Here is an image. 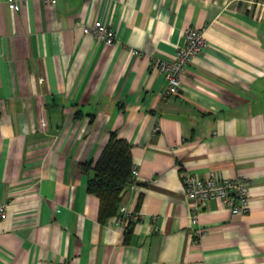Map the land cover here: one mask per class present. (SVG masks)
Returning <instances> with one entry per match:
<instances>
[{
    "label": "crops",
    "instance_id": "crops-1",
    "mask_svg": "<svg viewBox=\"0 0 264 264\" xmlns=\"http://www.w3.org/2000/svg\"><path fill=\"white\" fill-rule=\"evenodd\" d=\"M8 3L0 264H264V0ZM95 20L112 28L111 45L82 32ZM187 27L207 46L168 95L158 63L173 61ZM109 132L130 145L138 172L120 203L137 213L128 240L118 215L98 222L85 189ZM186 172L244 177L247 212L211 199L192 224Z\"/></svg>",
    "mask_w": 264,
    "mask_h": 264
},
{
    "label": "built area",
    "instance_id": "built-area-1",
    "mask_svg": "<svg viewBox=\"0 0 264 264\" xmlns=\"http://www.w3.org/2000/svg\"><path fill=\"white\" fill-rule=\"evenodd\" d=\"M17 0H9L7 7L13 9ZM46 6L56 3V0H45ZM83 33L92 34L96 40L103 42L105 45H111L115 41V35L111 27L100 20H95L91 25H82ZM185 44L178 49L171 62L160 61L158 71L166 82L165 94H176L181 87V78L185 73L187 66L192 62L195 56L200 54L207 46L203 33L196 27H187L184 30ZM131 54L138 55L137 50H131ZM138 172L135 167L131 170L132 179L137 176ZM182 184L185 196L192 202L191 206V223H197V215L208 200L220 199L230 209L233 214H244L248 210V181L244 177L235 179L229 178H205L201 179L191 173L182 174ZM5 205H0V214L3 212ZM137 217L136 212L129 213L125 207L120 206L118 209V220L121 223L133 222ZM154 229H157L155 225ZM201 231H197L195 236H200Z\"/></svg>",
    "mask_w": 264,
    "mask_h": 264
},
{
    "label": "trees",
    "instance_id": "trees-1",
    "mask_svg": "<svg viewBox=\"0 0 264 264\" xmlns=\"http://www.w3.org/2000/svg\"><path fill=\"white\" fill-rule=\"evenodd\" d=\"M89 166L82 165V171ZM132 168L130 145L115 132H109L108 140L93 165V176L85 184L86 191L98 198V222L104 223L118 215L124 189L132 181ZM131 231L132 222H129L124 232L125 240L129 239Z\"/></svg>",
    "mask_w": 264,
    "mask_h": 264
}]
</instances>
